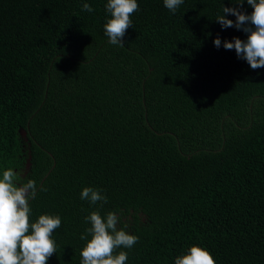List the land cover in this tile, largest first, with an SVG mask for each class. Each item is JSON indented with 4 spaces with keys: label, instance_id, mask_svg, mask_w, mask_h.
Wrapping results in <instances>:
<instances>
[{
    "label": "trees",
    "instance_id": "trees-1",
    "mask_svg": "<svg viewBox=\"0 0 264 264\" xmlns=\"http://www.w3.org/2000/svg\"><path fill=\"white\" fill-rule=\"evenodd\" d=\"M137 2L120 47L107 0H0V178L36 182L31 222L61 217L47 264H80L92 211L139 237L116 250L126 264H174L193 245L264 264V68L226 50L247 34L215 20L238 5ZM84 187L108 203L81 200Z\"/></svg>",
    "mask_w": 264,
    "mask_h": 264
},
{
    "label": "clouds",
    "instance_id": "clouds-1",
    "mask_svg": "<svg viewBox=\"0 0 264 264\" xmlns=\"http://www.w3.org/2000/svg\"><path fill=\"white\" fill-rule=\"evenodd\" d=\"M230 2L238 7L223 6L222 14L215 20L223 29L242 30L247 39L233 37L231 41L225 40L223 47L234 49L237 57L245 60L252 70L264 68V0H246L252 8L250 14L241 11L245 0ZM183 3L184 0H163L164 7L173 14ZM81 10L94 11L88 3H83ZM139 10L137 0H107L105 11L111 18L103 27L109 44L124 47L123 37L133 24L131 16ZM227 15L235 16V21L228 19ZM213 43L215 47H221L219 36ZM16 179L17 174L11 168L4 170L0 178V264H47L56 254V242L52 236L61 227L62 219L59 215L43 214L31 222L30 201L37 196V184L29 179L18 185ZM39 191L47 189L41 186ZM80 199L90 205L99 203L101 207L108 203L103 190L93 187H84ZM84 220L90 227L80 235L81 240H86L80 251V264H126L127 251L121 250L117 254L116 250L131 249L139 237L129 234L125 230L126 224L118 229L121 217L112 211L106 216L92 211ZM174 264H216V261L207 249L193 245L186 254L177 256Z\"/></svg>",
    "mask_w": 264,
    "mask_h": 264
},
{
    "label": "rangeland",
    "instance_id": "rangeland-1",
    "mask_svg": "<svg viewBox=\"0 0 264 264\" xmlns=\"http://www.w3.org/2000/svg\"><path fill=\"white\" fill-rule=\"evenodd\" d=\"M16 174H17V177L21 179L24 175V170L16 172ZM16 183L19 185V181L16 180Z\"/></svg>",
    "mask_w": 264,
    "mask_h": 264
}]
</instances>
